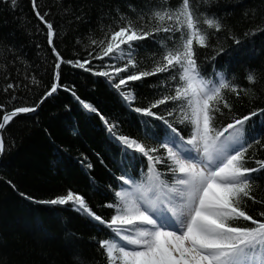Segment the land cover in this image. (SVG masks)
Returning <instances> with one entry per match:
<instances>
[{"label":"trees","instance_id":"16d2710c","mask_svg":"<svg viewBox=\"0 0 264 264\" xmlns=\"http://www.w3.org/2000/svg\"><path fill=\"white\" fill-rule=\"evenodd\" d=\"M145 2L37 0L41 15L47 12L45 19L50 20L58 31L55 38L58 51L69 60L89 59L90 52L95 56L97 52H93L95 46L90 40L103 39L108 28L113 26L115 10L130 15L131 9L126 5L132 4L139 11ZM179 3L180 0H167V6L172 8ZM199 10L208 15L223 16L222 23L226 25L224 31L212 35L211 47L196 46L205 78L218 79L214 76L215 69L224 72L229 79L235 77L233 82L241 88H253L256 93L254 100L243 95L240 98L230 93L226 95L233 107L230 114L225 110L226 115L219 118L218 126L223 127L234 118L264 108V32L245 37L251 29L264 27V0H217L212 7L203 6ZM130 18L135 19L131 15ZM141 23L153 26L147 17ZM165 35L161 33L142 42L144 46L136 51L140 70L150 71L155 63L153 57L156 60L161 57L165 49L160 39ZM233 37L240 39L241 45H235ZM172 40L178 43L179 33ZM173 46L168 43V47ZM219 47L226 51L216 56L215 61L211 60ZM54 63L46 27L36 17L31 0H18L15 8L9 0H0V103L5 105L4 111L19 106H37L52 83ZM110 64L122 66L123 61L94 59L91 66L95 72L107 69ZM252 71L260 74L255 85L246 80ZM93 72L62 65L61 83L74 87L81 99L92 103L109 121L117 123L119 135L137 139L146 146L162 143L165 129L162 121L142 116L132 108L147 107L172 94L175 82L169 79V73L133 82L130 87L136 93V101L129 107L106 78ZM32 78L40 83L33 84ZM10 83L19 87L4 92ZM12 95L17 99L10 100ZM173 107L175 105L169 103L154 111L169 118L166 113ZM4 111H0V117ZM145 121H148L147 126ZM154 132H160V138H154ZM189 132L190 128L184 135L187 137ZM245 135L249 140L260 138L264 143V117L250 120ZM5 136L9 148L0 156V264H74L75 254H80L87 264H107L97 241L111 237L110 229L89 222L68 207L38 201L66 194L71 189L84 195L93 211L110 219L114 210L107 205L118 202L114 193L125 187L119 178L125 176L142 182L146 178L147 159L139 153L125 154L99 117L84 110L63 89L35 112L15 118L6 128ZM256 147L257 150H250L249 155L264 159V150ZM87 163L93 167L88 169ZM254 194L258 199H264V180L256 185ZM248 203L246 210L258 218L257 214L264 211V207L251 201ZM68 233L75 236L71 243Z\"/></svg>","mask_w":264,"mask_h":264},{"label":"snow or ice","instance_id":"6c2138e0","mask_svg":"<svg viewBox=\"0 0 264 264\" xmlns=\"http://www.w3.org/2000/svg\"><path fill=\"white\" fill-rule=\"evenodd\" d=\"M216 2L180 0L179 5L172 8L167 6V0L160 3L146 0L139 11L128 4L130 15L135 19L116 9L113 26L108 28L103 39L90 40L95 46L93 52L97 54L93 56L90 52L89 59L69 60L56 47L58 31L50 20L45 19L48 13L41 15L37 0H31L36 17L46 27L47 43L55 57L52 83L40 103L61 89L69 92L84 110L99 117L125 154L139 153L147 159L146 178L142 182L125 176L119 178L128 187L114 193L118 202L107 205L114 210L110 219L93 211L84 195L71 189L66 194L38 201L68 207L89 222L110 229L111 237L97 241L107 264H264V211L256 218L246 210L249 201L264 207V199H258L254 194L256 185L264 180V159L249 155L250 150H257L256 146L258 150H264V143L260 138L249 140L245 135L250 120L264 117V108L252 110L219 127L218 120L226 115L225 110L228 114L232 112L227 94L254 100L256 93L253 88H241L233 82L235 77L229 79L224 72L215 69L214 76L218 79L205 78L198 62L196 46L211 47L212 35L226 29L223 16L208 15L199 10L203 6L212 7ZM9 3L13 8L18 6V0H9ZM146 17L153 26L141 23ZM259 32H264V27L251 29L245 37H254ZM161 33L167 34L160 39L165 51L158 60L153 57L155 63L150 71L140 70L137 49L144 46L142 42ZM177 33L178 43L172 40ZM169 42L174 46L168 47ZM233 43L239 46L242 41L233 37ZM225 51L219 47L211 60L215 61L216 56ZM104 58L123 61V64H110L105 70L93 72L92 61ZM62 65L106 78L129 107L136 101V93L130 87L133 82L169 73V79L175 82L172 94L147 107L132 108L142 116L162 121L165 126L163 142L152 147L119 135L117 123L109 121L92 103L81 99L74 87L61 83ZM259 75L255 71L249 72L246 80L255 85ZM32 83L40 82L32 78ZM17 87L19 85L10 83L3 91ZM16 99L15 95L10 97V100ZM169 103L175 105L166 113L171 119L154 111ZM37 107L19 106L4 111L5 105L0 103V111H4L0 117V156L9 148L6 128L15 118L35 112ZM144 123L147 126L148 121ZM189 128L186 137L184 132ZM160 136V132L153 133L154 138ZM84 163L82 160L81 164ZM86 166L88 169L93 167L91 163ZM74 238V233H68L70 243ZM73 261L74 264H87L80 254H75Z\"/></svg>","mask_w":264,"mask_h":264},{"label":"water","instance_id":"95a60500","mask_svg":"<svg viewBox=\"0 0 264 264\" xmlns=\"http://www.w3.org/2000/svg\"><path fill=\"white\" fill-rule=\"evenodd\" d=\"M42 104H43V103H42ZM42 104H41V103H39V104H38V107H37V109H38V108H39V107H40Z\"/></svg>","mask_w":264,"mask_h":264},{"label":"bare ground","instance_id":"6f19581e","mask_svg":"<svg viewBox=\"0 0 264 264\" xmlns=\"http://www.w3.org/2000/svg\"><path fill=\"white\" fill-rule=\"evenodd\" d=\"M39 103H40V102H39ZM39 103H38V104H39Z\"/></svg>","mask_w":264,"mask_h":264}]
</instances>
